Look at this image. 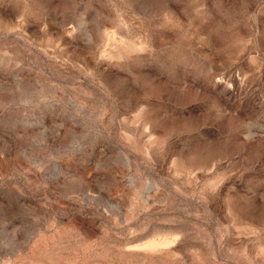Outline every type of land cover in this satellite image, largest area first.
<instances>
[{"label": "rangeland", "instance_id": "374dc122", "mask_svg": "<svg viewBox=\"0 0 264 264\" xmlns=\"http://www.w3.org/2000/svg\"><path fill=\"white\" fill-rule=\"evenodd\" d=\"M0 264H264V0H0Z\"/></svg>", "mask_w": 264, "mask_h": 264}]
</instances>
